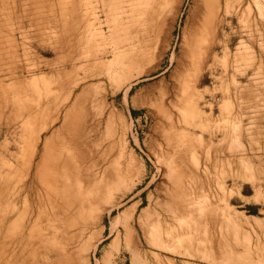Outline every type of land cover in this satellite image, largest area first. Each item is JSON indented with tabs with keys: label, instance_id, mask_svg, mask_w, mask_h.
<instances>
[{
	"label": "rangeland",
	"instance_id": "obj_1",
	"mask_svg": "<svg viewBox=\"0 0 264 264\" xmlns=\"http://www.w3.org/2000/svg\"><path fill=\"white\" fill-rule=\"evenodd\" d=\"M186 81L176 106H132ZM55 141L73 165L42 264H264V0H0V216ZM169 195L193 217L160 245Z\"/></svg>",
	"mask_w": 264,
	"mask_h": 264
},
{
	"label": "bare ground",
	"instance_id": "obj_2",
	"mask_svg": "<svg viewBox=\"0 0 264 264\" xmlns=\"http://www.w3.org/2000/svg\"><path fill=\"white\" fill-rule=\"evenodd\" d=\"M94 21L97 22L95 18ZM117 23L118 22L115 19H112L111 24H108V31H112L111 27L116 26ZM94 25L95 22L86 23L84 25V36L80 38V42L84 39L87 44H91L93 36H103L102 29L100 28L99 31H95L93 29ZM77 45L78 43L76 44V47ZM90 55L94 58L95 54H91L89 52V54H86L85 58L90 59ZM178 82L181 83V81ZM160 83L161 81L159 84ZM173 83L171 86H160L161 88H156L157 90L154 86V93H145L141 100L137 99V102L134 100L132 106L137 107L139 105H147L151 108L157 106H161L163 108L169 104H176V98H178L176 94L179 93V91L185 92L189 88L187 81L183 82L181 86H179L180 83L176 82L179 85H175V83ZM165 85H168V83ZM125 94L127 95V92H125ZM170 108L171 111H173V108ZM154 111L156 110L154 109ZM177 112L179 113L176 108V113ZM168 113H170L169 110ZM182 114L183 112L181 114L179 113L180 116H183ZM85 140L86 135L84 133L83 123L80 122V120H75V138H69L67 140V145L75 147L77 182L80 181L81 172L89 170L92 166V161H90L89 153L86 149L87 144ZM64 147L65 142L55 141L51 153L52 156L48 157L46 155L48 145L45 144L42 147L43 152H40V165L38 168L36 167L35 174H33L30 180H27L25 186H21V184L19 185V182L21 183V181L16 178L12 187V205L9 212L11 217L13 216V219L10 220V215L0 216V264H42V259L46 260L47 257L55 255V252L51 249L52 245L48 244L49 237H47L49 234H52L51 241L54 242L55 231L51 225L53 213L52 205L56 206V201L59 199L60 192L63 189V179L67 176V174H70L69 172L71 166L73 165V160L62 154ZM22 194H24L23 197H21ZM32 197H34L33 205L30 201V198ZM166 199V203H164L163 206H160L158 213L156 211L157 218L152 225L153 229L151 231L155 243L160 245L168 240L171 241V239L175 236L176 231L180 233H183L184 231L188 232L190 227L185 224L184 226L182 219L184 217H193V209H191V206L189 207L190 202L188 199H185L184 202L178 201L176 197L173 198L170 195ZM155 203L157 204V202ZM116 206H113V208ZM49 210L51 211V216ZM128 213L129 211L125 213V216H127ZM42 223H44V225H42ZM85 228L87 229V227ZM176 243L174 244L176 245ZM157 244L154 245L157 246Z\"/></svg>",
	"mask_w": 264,
	"mask_h": 264
}]
</instances>
